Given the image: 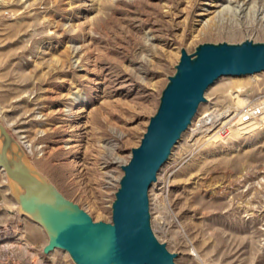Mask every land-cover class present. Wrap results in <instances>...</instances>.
Instances as JSON below:
<instances>
[{
    "label": "rangeland",
    "instance_id": "1",
    "mask_svg": "<svg viewBox=\"0 0 264 264\" xmlns=\"http://www.w3.org/2000/svg\"><path fill=\"white\" fill-rule=\"evenodd\" d=\"M245 40L264 43V0H0V122L63 197L110 222L180 50ZM204 97L149 189L152 231L176 264H264V119L239 123L264 72ZM47 241L0 170V264H74Z\"/></svg>",
    "mask_w": 264,
    "mask_h": 264
},
{
    "label": "water",
    "instance_id": "2",
    "mask_svg": "<svg viewBox=\"0 0 264 264\" xmlns=\"http://www.w3.org/2000/svg\"><path fill=\"white\" fill-rule=\"evenodd\" d=\"M158 107L132 148L111 203L110 222H95L67 200L32 164L26 149L0 122V170L17 213L39 225L44 254L61 250L74 264H176V254L151 228L148 192L173 147L189 128L205 92L223 77L264 72V43H204L180 50Z\"/></svg>",
    "mask_w": 264,
    "mask_h": 264
},
{
    "label": "built area",
    "instance_id": "3",
    "mask_svg": "<svg viewBox=\"0 0 264 264\" xmlns=\"http://www.w3.org/2000/svg\"><path fill=\"white\" fill-rule=\"evenodd\" d=\"M208 117L212 119L211 120L209 119L207 122H211L210 124H212V127H214L217 121L216 116L210 114V116ZM263 119H264V100L247 103L240 110V115H239L240 125L249 126L252 124H258L259 122H263ZM215 133L219 136H222V134H228L229 123L225 122L224 125L218 126Z\"/></svg>",
    "mask_w": 264,
    "mask_h": 264
}]
</instances>
